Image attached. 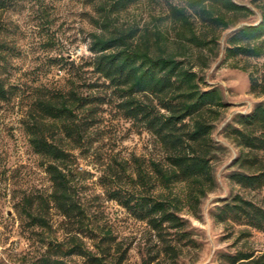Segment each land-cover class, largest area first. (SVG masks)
<instances>
[{
	"label": "trees",
	"instance_id": "1",
	"mask_svg": "<svg viewBox=\"0 0 264 264\" xmlns=\"http://www.w3.org/2000/svg\"><path fill=\"white\" fill-rule=\"evenodd\" d=\"M16 1L0 0V11ZM86 1L98 15L93 21L99 31L89 34L92 56L84 66L107 83L117 111L149 133L164 158V162L146 161L131 155L114 164L109 160L100 184L108 200L147 224L163 256L174 263L185 245L182 241L188 239L179 211H197L201 199L215 187L211 132L225 107L217 89L201 90L195 69L208 66L217 49L218 32L247 19L252 11L235 0H180V4H168L170 28L162 31L114 24L121 12L141 0ZM256 1L260 2V20L231 33L226 49L229 58L264 56V0ZM251 88L255 91V82ZM30 89L28 92L22 84L9 83L0 76V104L29 100L20 119L22 131L51 182L49 194L24 191L15 204L16 211L22 230L37 235L38 230L50 227L49 211L55 209L70 226L64 241L71 242L64 251V242L53 245L43 238L46 248L37 264H51L49 253L82 256L88 264H106L109 258L111 264H122L125 252L113 247L117 244L99 236L97 227L86 231L79 225L84 211L72 186L71 151L91 146L99 98L91 92L80 94L74 82L67 90ZM237 124L235 141L247 150L239 157V164L246 173H234L230 178L242 188L264 189V161L255 155L264 151V106L239 116ZM56 135L70 148L58 144ZM123 176L127 186L121 182ZM178 184L183 186L182 194L167 197L165 191ZM229 209L234 220L244 219L256 229L264 224V208L249 201L238 198ZM171 231L178 238L171 237ZM82 237L88 239L89 246ZM223 260L226 264H264V253L237 252ZM155 261L145 260L144 264Z\"/></svg>",
	"mask_w": 264,
	"mask_h": 264
},
{
	"label": "rangeland",
	"instance_id": "2",
	"mask_svg": "<svg viewBox=\"0 0 264 264\" xmlns=\"http://www.w3.org/2000/svg\"><path fill=\"white\" fill-rule=\"evenodd\" d=\"M251 9L252 14L237 25L218 32L217 49L206 68L195 70L201 90L217 89L225 107L214 122L211 132L213 145L212 171L215 187L201 199L197 211H179L185 222L188 239L174 263L163 256L160 244L147 224L130 216L116 202L107 199L100 176L109 162L130 159L164 162L155 139L146 131L123 118L115 108L111 89L84 63L92 55L88 51L89 34L98 32L95 9L86 0H18L0 11V76L9 83L30 88L44 86L49 90H67L74 82L80 94L94 93L97 122L87 150L71 151L73 159L72 186L75 200L84 211L79 225L112 240L113 247L125 252L122 264H226L223 257L237 252L264 253V224L256 229L244 219L234 220L230 207L238 198L264 208V189L242 188L231 180L234 173H246L239 157L247 150L238 146L234 130L239 116H246L259 105L264 106V56L248 58L226 55L227 40L232 32L260 20V4L256 0H235ZM168 4L180 0H141L121 12L117 25H138L149 30L170 28ZM252 82L256 89L252 90ZM90 84V85H89ZM22 95V94H21ZM28 99L0 104V264H37L45 252L42 239L53 245L64 242L70 226L55 210L49 211L50 227L37 235L22 230L16 203L27 190L49 194L51 182L42 172L40 160L30 149L22 131V114ZM56 135L54 140L70 148L66 140ZM264 161V151L255 152ZM122 184H128L126 176ZM182 185L171 186L165 195L170 199L181 195ZM171 237L178 238L175 231ZM87 246L88 239L81 238ZM98 239V238H97ZM190 239V240H189ZM189 240V241H187ZM115 253V252H113ZM119 253H115V257ZM51 264H88L82 256H61L49 253ZM111 259H107L106 264ZM40 264V263H38Z\"/></svg>",
	"mask_w": 264,
	"mask_h": 264
}]
</instances>
